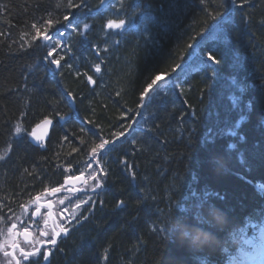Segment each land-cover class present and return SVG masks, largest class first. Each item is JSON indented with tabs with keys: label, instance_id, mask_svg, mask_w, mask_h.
Wrapping results in <instances>:
<instances>
[{
	"label": "trees",
	"instance_id": "1",
	"mask_svg": "<svg viewBox=\"0 0 264 264\" xmlns=\"http://www.w3.org/2000/svg\"><path fill=\"white\" fill-rule=\"evenodd\" d=\"M101 4L0 0V225L67 177L95 183V163L103 187L51 264H227L264 220V0ZM110 19L125 27L108 29ZM69 24L55 71L43 35ZM162 72L168 80L143 105ZM45 116L56 123L42 150L29 133Z\"/></svg>",
	"mask_w": 264,
	"mask_h": 264
},
{
	"label": "snow or ice",
	"instance_id": "2",
	"mask_svg": "<svg viewBox=\"0 0 264 264\" xmlns=\"http://www.w3.org/2000/svg\"><path fill=\"white\" fill-rule=\"evenodd\" d=\"M101 2L103 3V0H101ZM201 3L204 4L205 7H207L208 0H201ZM82 4H84V0H81L80 4H73L72 0H68V7L81 8ZM84 6L87 7V5H84ZM218 16H219L218 13L217 14H213V15H211V19L216 20L218 18ZM63 19L65 21H67L69 19V17L68 16H64ZM52 23H53L52 20H48L47 21L48 25H51ZM125 23L126 22H125L124 19H119V20L110 19L107 22V28H109V29H123L125 27ZM33 27L35 28V25H33ZM68 27H72V25L69 24ZM83 27H84V29H87L89 26L87 24H84ZM40 35H41L40 30L37 29L36 30V36L39 37ZM59 35H63V33H53V35H47V34L43 35V41H45V42L51 41L52 42V44L50 45L51 51L48 52L47 57H51L52 54L56 51V47L59 46V44H60ZM34 39H35V37H34ZM188 47L191 48L192 45L189 44ZM61 59H63V57H61L60 59H52L50 62H51V64H55L57 67H59ZM207 60L211 61V62H214V63H217V64L220 63V61L217 60L216 56L213 55L211 51H209L207 53ZM181 67H182L181 64H179V63L175 64V66L172 68V72L173 73L176 72V70L180 69ZM95 70H96V72H99L100 71V66L96 65L95 66ZM166 75H170V74H166L164 72H162L160 74H156L154 76V78L151 79V82L147 84V86L144 88L143 92L141 93L142 98L143 97H147L149 95V93L154 90V87H158L160 82H165L166 83V81H165V76ZM88 80L92 81V77L89 76ZM92 82L95 83L94 81H92ZM233 99L235 100V98H233ZM141 106H143V105H141ZM52 123H53L52 120L49 117L45 116L39 123L36 124L35 129H33L29 133V135L34 137L36 139V141H38L39 143L43 144L46 132H45L44 135H37L36 129H40L41 127H44L46 129L48 126H51ZM133 123H135V121H133ZM130 127H131V125H129V128ZM16 132L20 133L21 132V128L17 127L16 128ZM231 134L235 135V132H232ZM114 135L117 138H119V137L124 136L125 133L124 132H119V133H116ZM109 143H110L109 140H103L100 144L96 145V147L92 148L93 156L97 155L98 149H104L105 145H107ZM229 147H235V145H229ZM3 158H4L3 156H0V159H3ZM97 163H99V161H97ZM98 171L99 172H104V169L100 168ZM105 175H107V174L105 173ZM134 175L135 174L133 173V176ZM75 178L76 179H82V176L75 177ZM69 179H71V177ZM92 179L96 181V183H95V185L93 187V191H95V189H97V188L103 187V183H102L103 177L99 176L97 174V172H93L92 173ZM258 187L261 188V190H264V185H258ZM52 191L53 192H58V191H60V189L59 188H55ZM36 199L39 200V196L36 197ZM61 203H63V201H61ZM81 203H88V201L84 200V201L78 202V203H76L75 207L77 209H79L81 207ZM124 203H125L124 201H120L118 206H123ZM49 207H50V205H49ZM65 211H67V208H65ZM214 211L215 210L213 208H211V207L208 208V213L209 214L213 213ZM39 213H40V209L37 208L36 209V214L39 215ZM73 219H76V215L75 214H73L71 216V218L68 219V223H71ZM82 219L87 220L88 219L87 215H83ZM45 223H47V221H45ZM12 227L15 228L16 225L13 224ZM170 230H171L170 228H166L165 229V231H170ZM67 232H68V229L66 227H60L58 231L54 230L53 231V236L48 241V243H50L52 245H55L56 244V237H59L61 235V233H64L66 235ZM24 235H25V239L27 240L29 235H30L28 233L27 229L24 230ZM45 235H47V233H45ZM199 238L200 237L197 236V239H199ZM13 247L14 248H18L19 245H13ZM0 251H3V249L0 248ZM20 253L24 257L25 260H29V258H33L32 261L29 262V264H38V261L40 259H43L44 261H47L49 255H51L50 250L47 251V252H42L39 248H37L35 251H29V252H26V251H24L23 248H20ZM4 256L5 257L12 256V258L15 259L14 253H9L7 251H4ZM9 264H11V262H9ZM16 264H21V261L20 260H16Z\"/></svg>",
	"mask_w": 264,
	"mask_h": 264
},
{
	"label": "rangeland",
	"instance_id": "3",
	"mask_svg": "<svg viewBox=\"0 0 264 264\" xmlns=\"http://www.w3.org/2000/svg\"><path fill=\"white\" fill-rule=\"evenodd\" d=\"M114 5L116 7L117 3H114ZM72 30H73V28L68 27L66 32L65 31L62 32L63 35H59L60 44H59V46H57V49H56L57 52L55 51L52 54L53 59H59V57L60 58L63 57L64 53H66L68 51V50H66L67 44H66V42H64V37L67 38L68 36H70L71 35L70 33H72ZM113 30L116 31L117 29H113ZM75 32L76 31H74V34H75ZM47 35H49V34H47ZM72 35H73V33H72ZM47 42L52 43L51 41H47ZM102 50L103 49H99V51H102ZM56 53L59 55V57H54V55H56ZM60 62H61V60H60ZM128 133H130V131L127 132V134ZM97 156H98V153H97ZM91 168L93 169L90 172L91 176H92L93 172H97V174H98L99 171L96 169L95 163H93L91 165ZM99 174H100V172H99ZM91 182H92V180H88L87 182H85V186L92 189L96 182L93 184H91ZM92 198L93 197L90 194L89 195H86V194L81 195L80 197L76 198L75 200L71 199V197H68V196H66L65 198H64V196L59 198L57 201V207H55V208H56V211L58 212V211H60L59 208L64 207V209H62V211L65 214H63L62 212H61L62 214L59 213V215H62V217L66 220V222H64V226L69 224L68 219H70L73 214L76 215V219L72 220V223L74 222L73 225L82 222L83 220L81 218V216H82L81 210H82L85 203H81V207L79 209H77L75 207V205H76V203L84 201V200H87L89 202L92 200ZM61 201H63V203H61ZM65 208H67V211H65ZM56 215L59 217L58 213ZM23 217H26L25 212H20L19 214L17 213L15 216H13L9 219L8 224L0 225V248L3 249V251H0V258L2 260V261H0V264H9V262H11V264H14V260H13L12 256L5 257L4 251H7L9 253H14L15 257H16V255H18L19 251L16 248H14L13 245L16 244L17 242H21V240L17 239L14 228L12 227V225L15 224L17 222V220H19V221L23 220ZM45 217H46V215H45ZM42 230H44V232L49 233L51 235V229L50 228L45 229V227L43 228V226H41L38 230H36L37 236H36L34 245H37L38 242L41 240L40 231H42ZM50 239H51V237H50ZM257 252L259 254H263L262 250L257 249ZM242 264H252V263L249 262L248 260H245V262H243ZM256 264H264V260H261Z\"/></svg>",
	"mask_w": 264,
	"mask_h": 264
},
{
	"label": "flooded vegetation",
	"instance_id": "4",
	"mask_svg": "<svg viewBox=\"0 0 264 264\" xmlns=\"http://www.w3.org/2000/svg\"><path fill=\"white\" fill-rule=\"evenodd\" d=\"M43 214H46L47 215V218L45 219V221H47V223H45V221H44V224L46 226H49L52 229V233H53L54 230H57L58 231L59 228L62 227V225L59 224L57 217H55L54 220H51L49 218L48 210L45 207L42 208V211H41V215L40 216H42ZM14 231H15V234H16L17 239L21 240V242H17L16 243V244H19V247L16 248L19 251V253H18V255H16V257L21 261V264H26V261L27 260H25L24 257L21 255L20 248H23L26 252L27 251L28 252L29 251H35L37 248H39L42 252H46V251L49 250L48 247H51V246L45 244L44 246H42L40 248V244H41L42 241H39L37 245H34V242H35V239H36V236H37V231H31L32 233H30L31 235H30V237H28L29 238V241H25V239L22 238V231L23 230L22 231L19 230V226H17L14 229ZM41 235L46 238L45 232H42ZM45 241H47V240H45ZM16 244H14V245H16ZM43 248H45V249H43ZM32 259L33 258H29L28 263L30 261H32ZM13 260H14V264H16V259H13ZM38 263L41 264L42 261H40V262L38 261Z\"/></svg>",
	"mask_w": 264,
	"mask_h": 264
},
{
	"label": "water",
	"instance_id": "5",
	"mask_svg": "<svg viewBox=\"0 0 264 264\" xmlns=\"http://www.w3.org/2000/svg\"><path fill=\"white\" fill-rule=\"evenodd\" d=\"M108 1H109V0H104L102 6H104ZM56 68H57V66H56ZM92 81H93V80H92ZM92 81H90L91 85L94 84ZM154 89H155V87H154ZM147 97H148V96H147ZM147 97H144L143 105H145V102H146ZM70 99H71L72 104H73V107H74L75 102H74V99H73V97H72L71 95H70ZM69 117H70V115H66V116H64V117H61V118L59 119V122H61V123L66 122V121L69 119ZM51 120H52V119H51ZM52 122H53L52 125H51V126H48L46 129H45L44 127H41L40 129H36L37 135H44L45 132H46V135H45V137H44L43 144L39 143L38 141H36V139H35L34 137L31 136L30 140H31L35 145H41V147H42L43 149H46V147H47V146H46V145H47V140H48V138H49V135H50V133H51V130H52L53 126L55 125V122H54L53 120H52ZM137 122H138V119L135 120V123H134L133 126H135ZM34 129H35V127H34ZM133 129H134V127H132V128L130 129V132H131ZM128 132H129V131H128ZM108 146H110V144H108V145H107L104 149H102L101 151L106 150ZM82 181H83V176H82V179L71 178V179H67V180L65 181V185H67V186H68V185H75V184H77L78 182H82ZM78 190H81V189H75V191H78ZM95 190H97V189H95ZM58 192H59V191H58ZM51 194L53 195L54 193L52 192ZM37 201H39V200H37ZM41 205H42V204H41ZM46 205H47V206L50 205L49 208L52 210V204H51V203H47ZM38 216H39V215H37L36 212H35V217H38Z\"/></svg>",
	"mask_w": 264,
	"mask_h": 264
},
{
	"label": "clouds",
	"instance_id": "6",
	"mask_svg": "<svg viewBox=\"0 0 264 264\" xmlns=\"http://www.w3.org/2000/svg\"><path fill=\"white\" fill-rule=\"evenodd\" d=\"M187 235H188L187 233H183V236H185V237H186ZM191 239H192V242H193V243H197V242H199V241H200V238H199V239H197V237H192Z\"/></svg>",
	"mask_w": 264,
	"mask_h": 264
},
{
	"label": "bare ground",
	"instance_id": "7",
	"mask_svg": "<svg viewBox=\"0 0 264 264\" xmlns=\"http://www.w3.org/2000/svg\"><path fill=\"white\" fill-rule=\"evenodd\" d=\"M37 147H39V146H37ZM40 148V147H39ZM35 201V200H34Z\"/></svg>",
	"mask_w": 264,
	"mask_h": 264
}]
</instances>
